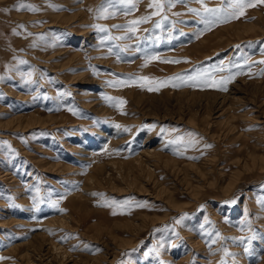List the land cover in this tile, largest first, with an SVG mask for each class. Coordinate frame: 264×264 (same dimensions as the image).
I'll return each mask as SVG.
<instances>
[{
    "label": "rangeland",
    "instance_id": "374dc122",
    "mask_svg": "<svg viewBox=\"0 0 264 264\" xmlns=\"http://www.w3.org/2000/svg\"><path fill=\"white\" fill-rule=\"evenodd\" d=\"M133 3L0 0V264H264V4Z\"/></svg>",
    "mask_w": 264,
    "mask_h": 264
},
{
    "label": "snow or ice",
    "instance_id": "6c2138e0",
    "mask_svg": "<svg viewBox=\"0 0 264 264\" xmlns=\"http://www.w3.org/2000/svg\"><path fill=\"white\" fill-rule=\"evenodd\" d=\"M122 3H127L131 5L132 7H135V3H133V0H121ZM200 3H203L204 0H199ZM112 3V0H109V4ZM172 3V0H169V4ZM257 4H264V0H229L228 6L231 9V11L228 13L229 16L238 18L240 15L244 14V11L246 8H250L253 6H256ZM159 6V5H157ZM206 12L209 13H216L221 11L220 9H211V8H205ZM105 12H107V8H103L101 10V14L103 15ZM148 18L144 17L139 21H132V24H138L142 22H146ZM159 26V25H157ZM100 31H106L102 26H97ZM135 29H133L134 31ZM264 62V61H262ZM151 90V89H150ZM211 147V145H209Z\"/></svg>",
    "mask_w": 264,
    "mask_h": 264
}]
</instances>
